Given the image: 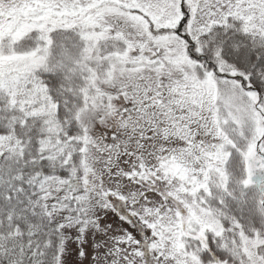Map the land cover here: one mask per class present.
Wrapping results in <instances>:
<instances>
[{"label":"snow or ice","instance_id":"snow-or-ice-1","mask_svg":"<svg viewBox=\"0 0 264 264\" xmlns=\"http://www.w3.org/2000/svg\"><path fill=\"white\" fill-rule=\"evenodd\" d=\"M0 264H264V0H0Z\"/></svg>","mask_w":264,"mask_h":264}]
</instances>
